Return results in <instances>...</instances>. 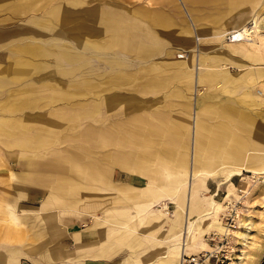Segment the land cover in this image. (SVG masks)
Instances as JSON below:
<instances>
[{"label":"crops","instance_id":"0c3cea01","mask_svg":"<svg viewBox=\"0 0 264 264\" xmlns=\"http://www.w3.org/2000/svg\"><path fill=\"white\" fill-rule=\"evenodd\" d=\"M243 1L249 3V9L244 10V5H238ZM186 3L195 23L193 21L191 28H182L178 32L174 29L177 23L173 14L161 11L163 14L157 15L158 9L144 16L135 15L129 20L130 24L122 18L124 25L114 26L115 48L107 49L114 60H102L104 71L101 73L96 72L95 62L101 61L104 53L109 52H104V47L88 51V63L84 60L86 97L82 119L96 116L98 99L106 109L124 97L146 102L143 97L148 93L159 96L176 80H183L185 85H176L173 91L185 94L188 89L196 92L200 84H208L217 78L228 90L230 83L248 73L253 72L254 77L263 76L258 67L239 76L228 73L224 71L225 67H219L216 59L237 64L243 63L242 57L261 59V55L250 49L253 45L250 42H221L220 35L248 21L264 0H186ZM173 12L175 14L176 10ZM141 18L144 24L139 22ZM208 37L217 38L212 43L219 48L217 58L211 61L205 60L203 43L198 42ZM178 38L182 39V45H187L193 60H188L189 53L188 58L177 57L181 52L168 47L171 40ZM228 43L229 47L226 46ZM188 49L183 48L184 51ZM205 65L215 68H205ZM95 87L97 89L93 91ZM195 92L191 102L182 99L176 103L179 112L169 113L171 104L162 101L145 105L135 113H124L123 118L116 115L120 113H114L116 116L105 117L103 124H85L80 152L68 146L53 148V143L58 142L57 137L44 132L41 123L37 125L39 117L35 115L0 116V138L32 153L24 157L25 180L17 177L15 180L25 185L31 182L45 190L40 205L21 208L17 203L21 196L19 189L13 188V201L8 202V190L0 186L3 190L0 213L7 221L26 222L24 228L29 230L4 225L2 237L14 241L7 249L0 250V264H18L20 255L37 264H165V258L175 250L194 254L206 246L201 237L206 227L200 223L212 217L217 200L213 194L209 198L200 197L198 184L185 186L186 173L190 171L189 175L198 176L204 187L206 177H217L230 167H258L251 165L247 150L260 151L264 143L259 130L251 125L252 113L232 104H200L201 93ZM25 100L22 97L11 100L7 96L0 111L22 112L26 109ZM42 150H47L42 153L46 158H42ZM113 167L127 172V178L113 180ZM142 176L145 183L138 186L136 177ZM223 182L218 181L217 186ZM96 196L106 198L96 200ZM161 199L174 204L171 215H166L164 210L158 215L151 209ZM211 199L214 205L210 214L201 216L212 206ZM107 202L109 205L103 208ZM99 208L103 212H96ZM65 213L84 225L87 216H91V224L85 229L70 228L58 221V216ZM198 216L201 221L196 223L185 247L181 245L184 240L182 226ZM216 224L210 223L213 227ZM65 236L71 239L73 249L59 243Z\"/></svg>","mask_w":264,"mask_h":264},{"label":"rangeland","instance_id":"374dc122","mask_svg":"<svg viewBox=\"0 0 264 264\" xmlns=\"http://www.w3.org/2000/svg\"><path fill=\"white\" fill-rule=\"evenodd\" d=\"M238 5H244V10L249 9L247 1ZM155 9L173 14L177 23L174 29L177 32L182 28L189 29L193 25L194 20L189 15L186 0H0V107L7 96L11 100L22 97L26 99L27 104L22 112L7 113L3 110L0 111V116L22 117L24 113L35 115L36 118L39 117L36 119L37 125L41 123L44 132H51L54 137H57L58 142L53 143V148L68 146L80 152L82 127L85 124L97 125L101 122L103 124L107 116L117 115L123 118L124 113H135L145 105L152 106L162 101L171 104L169 113L179 112L176 103L182 99L191 102L195 92L191 88L185 94L173 91L176 85H185L183 80L170 83L159 96L148 93L143 97L146 102L131 101L124 97L121 102L106 109L98 99L96 116L93 119L81 118L83 100L86 97L83 86L84 60L86 59L88 63V51L104 47L105 50H102L109 52L108 47L109 49L115 48V24L123 26L125 21L126 24H130L129 20L135 15L144 16ZM260 9H264V4ZM174 10H176L175 14ZM122 18L125 19L124 22ZM139 22L145 23L143 18ZM263 34L255 35L256 39L253 38L255 41L250 42L253 44L250 49L261 55V59L253 60L242 57V64L216 59L219 48H215L212 40L217 38H201L198 42L203 43L202 48L205 52L202 55L205 56L206 61L216 59L220 68L225 67L224 71L239 76L257 67L264 72ZM185 35L189 37L187 33ZM181 43H183L181 38L173 39L168 43V47L181 53H189L188 60H193L187 45ZM229 45L230 43L226 46L229 47ZM183 48L188 50L184 51ZM173 56L175 57V53ZM112 57V53H104L101 61L95 62L98 66L96 72H103L102 60L112 61L114 60ZM206 66L205 68L214 67ZM8 67L11 69L8 70ZM253 74V72L248 73L233 81L229 84L228 90L223 87V83L218 78L208 84L202 83L197 90L201 93L198 100L200 104H232L245 110L244 112L252 113L251 125H255L254 129L259 130L263 144L264 74L261 77H254ZM123 87L127 88L126 85ZM95 89L97 87L93 91ZM40 113H42L41 116ZM106 113L110 114L106 115ZM114 113L120 114L115 115ZM35 131L38 132V130ZM42 153H47V150H42ZM247 153L251 155V165H257V168L264 170V146L260 151L250 149ZM25 155H32V153L21 149L12 141L6 143L0 138V186L8 190L7 201H13L12 191H15L13 188H18L21 196L17 198V203L21 208H33L40 205L45 190L42 186L31 185V182H29L30 186L27 184L26 186L24 182L15 180L16 177L25 180ZM41 156L46 158L43 154ZM189 173L190 171L185 176V186L198 184L200 185L198 188L200 197L213 194V198L217 200L212 217L209 221L200 223L206 227L201 234L206 246L200 247L193 253L210 250L206 236L215 232L218 237L213 244L216 246L218 257L220 254L225 257H221L223 261L217 264H264V173L240 169V173L228 177L224 172L214 178L206 177L203 181L204 187L201 186L202 182L198 176H191ZM127 175V172L121 171L118 167L112 168L111 178L113 180H124ZM136 180H138V186L145 183L143 176L136 177ZM218 181L224 182L217 186ZM2 192L3 190L0 189L1 194ZM100 197L106 198L96 196V200ZM202 202L207 203L206 198ZM108 205L107 202L103 208ZM166 206L165 214L171 215L174 204L168 202ZM156 208L159 206L151 207L153 210ZM102 210L99 208L96 212H103ZM22 213L25 215V211ZM91 220L92 217L87 216L84 225L70 214L65 213L58 216L59 223L78 229H85L91 224ZM212 221L221 223L223 230L211 226ZM4 225L24 228L27 223L18 224V222L7 221L0 213V250L7 249L14 241L2 237L1 230ZM24 229L29 232L26 228ZM59 243L69 250L74 246L68 236L60 238ZM17 260L18 264H37L24 255L18 256Z\"/></svg>","mask_w":264,"mask_h":264},{"label":"bare ground","instance_id":"6f19581e","mask_svg":"<svg viewBox=\"0 0 264 264\" xmlns=\"http://www.w3.org/2000/svg\"><path fill=\"white\" fill-rule=\"evenodd\" d=\"M223 4V3H222ZM86 10V9H85ZM90 14V13H89ZM157 15H162L163 13L161 11H159L158 13H155ZM169 17V15H168ZM170 18V17H169ZM87 28V27H86ZM85 28V29H86ZM148 30V29H147ZM264 33V9H259L258 11H256L251 17L248 18V21L244 22L243 24H241L238 27H234L228 31H225L224 33H222L221 39L220 41H247V42H253L255 41L253 38H255L254 36L257 34H263ZM264 35V34H263ZM55 36V35H54ZM225 36V37H223ZM261 36V35H260ZM53 38V37H52ZM57 38V37H56ZM256 39V38H255ZM161 42V41H160ZM220 46V45H219ZM218 46V47H219ZM92 51V50H91ZM177 57H185L188 58V55L186 53H181L179 54ZM11 68L8 67V70H10ZM260 73H264L261 69H259ZM57 74V73H56ZM261 74V75H262ZM3 75V74H2ZM240 169H244V170H251L254 173H264V170H260V168H257L255 166H249V165H241V166H237V167H230L226 170V175L232 176L234 174L240 173ZM120 182V181H118ZM124 182V181H123ZM17 193V192H16ZM18 195V194H17ZM19 197V196H18ZM209 198V197H208ZM167 201L164 199H161L160 201H157V203L154 205L155 206H159V208L155 209L156 214L158 213H162V208L163 210H165V208H167ZM210 205H212L209 209V211H206L205 213H203L201 216H207L210 214L213 205H214V200L211 199V203ZM161 208V209H160ZM122 210V209H121ZM112 211V210H111ZM110 211V212H111ZM113 212V211H112ZM121 212V211H120ZM119 212V213H120ZM104 214V213H103ZM76 215V214H75ZM86 215V214H85ZM106 215V214H105ZM160 215V214H158ZM185 215V214H184ZM107 216V215H106ZM104 217V216H103ZM200 218L201 217H196V219L194 221H189V224H183L182 226V234L184 237V240H182L181 245L184 244L185 247L189 244V237L190 234L192 233V230L195 226H197L196 223H200ZM216 228H220L221 230H223V227L221 225V223H217L216 224ZM203 230V229H202ZM201 230V231H202ZM182 236V235H181ZM199 237V236H198ZM82 240V239H81ZM181 251V250H180ZM182 253L178 252V251H174V253L169 257V258H165L164 263L165 264H178V260H180ZM166 257V256H165ZM230 264V263H229Z\"/></svg>","mask_w":264,"mask_h":264},{"label":"built area","instance_id":"2783aa9c","mask_svg":"<svg viewBox=\"0 0 264 264\" xmlns=\"http://www.w3.org/2000/svg\"><path fill=\"white\" fill-rule=\"evenodd\" d=\"M230 225V224H229ZM218 237V234L215 232H211L206 236L207 241L210 245V250L208 251H200L194 254H182L179 264H217L218 262H222L224 257L223 254H220L218 257V252L216 251V246H214L213 242ZM225 258V257H224Z\"/></svg>","mask_w":264,"mask_h":264}]
</instances>
